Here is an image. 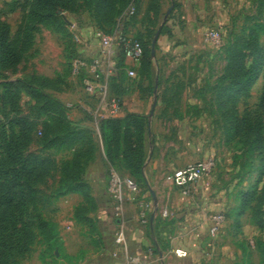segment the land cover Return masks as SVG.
Here are the masks:
<instances>
[{
  "label": "rangeland",
  "instance_id": "rangeland-1",
  "mask_svg": "<svg viewBox=\"0 0 264 264\" xmlns=\"http://www.w3.org/2000/svg\"><path fill=\"white\" fill-rule=\"evenodd\" d=\"M33 9L34 0H0V22L6 23L10 40L19 27L32 23ZM130 9H121L111 18H97L94 1L76 0L71 10L57 11L64 21L60 31L37 24L34 39L19 63L0 70V116L4 122L23 118L30 127L23 155L51 163L48 174L33 186L34 199L26 215L33 242L28 253L15 257L16 264H77L97 251V235L104 231L99 221V205L109 201L106 187L111 170L137 183L138 191L130 200L148 202L149 218L158 210V202L160 211L169 212L168 216L160 212L156 217L166 224L164 235H172L187 214L193 215L204 207L208 216L217 212L225 215L217 235L249 236L246 244H242L245 260L260 261L264 254V197L260 199L264 187L262 30L259 29L256 74L246 90L225 89L228 83L225 65L227 45L264 24V0H138L135 11L130 13ZM115 25L143 42L149 51L150 65L147 71L138 70L131 78L126 69L132 63L116 56L111 63L112 74L97 78L105 87L90 94L84 89V75H74L70 62L75 55L93 57L98 34ZM208 30L219 31V40L207 41L204 33ZM107 64L103 66L108 67ZM117 67L121 68L118 79L112 77ZM31 86L67 102L68 119L93 131V152L78 158L75 179L65 181L62 164L89 146L42 147L45 117L36 112ZM109 97L120 101L119 117L133 115L142 121L141 175L133 176L121 159L109 162L105 156L97 123L105 117L103 111ZM97 111L103 116L98 118ZM85 120L88 125L82 124ZM258 135L260 139L255 142ZM207 158H212L213 166L197 183L195 197L184 194L174 197L176 187L165 181L166 175ZM68 185L78 190L63 193ZM246 192L255 194L244 203ZM136 209L139 216V207ZM38 214L55 225L61 250H47L35 225ZM117 217L112 214L106 235L116 238ZM66 235L70 238L67 241L63 239ZM65 242L71 247L80 245L76 254L67 253Z\"/></svg>",
  "mask_w": 264,
  "mask_h": 264
},
{
  "label": "trees",
  "instance_id": "trees-1",
  "mask_svg": "<svg viewBox=\"0 0 264 264\" xmlns=\"http://www.w3.org/2000/svg\"><path fill=\"white\" fill-rule=\"evenodd\" d=\"M97 18H108L116 15L121 9L133 8L138 0H92ZM76 4V0H34V9L31 12V24L19 27L13 40L9 39V30L4 22H0V70L15 67L22 54L30 47L34 39L37 24H47L55 31H60L64 21L57 14L58 10L69 11ZM259 29L264 35V24L251 28L248 34L226 48L225 79L228 81L225 89L228 91L246 90L256 74V55L259 53ZM113 35L127 33L120 25H115L104 32ZM128 38V36H127ZM139 41L143 48L138 70L147 71L150 65L148 49L139 38L129 37ZM118 56L124 57L122 47H119ZM77 56V55H75ZM117 56V57H118ZM74 58V57H73ZM72 61V60H71ZM71 65V62H70ZM121 68H116L112 77H120ZM125 70V69H123ZM264 78V75H263ZM48 81V79H44ZM31 96L36 101V112L45 117L43 123L42 147L45 149H68L76 145L89 146L87 150H78L71 159L64 161L61 167L62 176L66 179H75L78 176V158L91 155L94 149L93 131L89 127H81L68 119V108L58 99H53L41 93L36 86L30 88ZM264 101V88H263ZM120 104V101H119ZM99 140L103 144L106 158L109 162L122 160L133 176L141 175L143 156V124L136 116H105L98 123ZM30 127L25 120L9 118L6 122L0 116V149L3 157L0 158V264H16L15 257L29 252L33 242V234L29 229L26 215L29 205L34 199V184L48 174L51 163L45 159L25 156L22 151L29 141ZM260 139L256 137L255 142ZM76 150V149H75ZM77 174V175H76ZM121 175V174H120ZM123 176V175H122ZM135 182V181H134ZM136 183V182H135ZM137 185V183H136ZM82 188V185H80ZM79 188V191L81 190ZM78 188L68 187L63 193L77 191ZM254 192L243 193V202L251 200ZM264 197V187L260 199ZM87 219V217H86ZM36 228L45 242L47 250H61L55 225L36 215ZM149 223L146 225L149 230ZM148 235L160 243V249L167 246L161 235L166 233V224L155 218ZM155 232V235H152ZM156 252V253H157ZM246 264H253L248 259ZM259 264H264V254Z\"/></svg>",
  "mask_w": 264,
  "mask_h": 264
},
{
  "label": "crops",
  "instance_id": "crops-1",
  "mask_svg": "<svg viewBox=\"0 0 264 264\" xmlns=\"http://www.w3.org/2000/svg\"><path fill=\"white\" fill-rule=\"evenodd\" d=\"M96 49L95 57L100 53L98 39ZM64 104L68 105L67 102H64ZM121 112L122 109L118 116L121 115ZM101 113L97 111L98 118L103 116ZM103 114L104 116L107 115V108H104ZM87 121L85 120L82 124L88 125L89 121ZM197 190L198 184L186 196L194 198ZM173 193L174 197H181L182 195L177 188ZM130 199L131 196L128 195L123 205L122 214L114 219V223L125 231L127 251L124 253L119 249L115 241V235H106L112 214H114L109 198V201L99 205V221L102 222L104 231L101 232L102 235H97L99 237L97 251L84 256L77 264H129L130 262H144L147 264H246L244 263L245 249L243 245L246 244V240H249V236L215 235L211 237L208 233L209 216L206 214L204 207H201L193 215L187 214L182 222L177 223L172 235H164L165 232H162L159 236L162 237L167 246L160 249L161 242L156 243V248L159 251L157 253L153 252L155 237L152 240L148 233L151 230L153 220L161 212L159 202L157 205L158 210L152 213V221L150 222L149 219L148 230L146 225L140 221L136 204ZM63 239L65 241L69 240V235H66ZM65 246L68 254H76L78 248H80V245L71 247L69 242H65ZM249 261L253 264H259V260L256 259H250Z\"/></svg>",
  "mask_w": 264,
  "mask_h": 264
},
{
  "label": "built area",
  "instance_id": "built-area-1",
  "mask_svg": "<svg viewBox=\"0 0 264 264\" xmlns=\"http://www.w3.org/2000/svg\"><path fill=\"white\" fill-rule=\"evenodd\" d=\"M133 12V8L130 9V13ZM207 41L216 42L220 38V32L217 30H208L204 33ZM98 41L100 47V53L94 57H83L81 55L75 56L71 61L72 73L74 75H84L83 85L84 89L94 94L98 88H104L105 85H100L97 78L102 74L104 77H108L112 74L113 67L111 66L113 58L118 56L119 47H122L124 57L126 60L132 63V67L126 69V73L129 77L133 78L136 76V68L142 57L143 48L139 41L132 40L121 33H115L113 35L99 33ZM107 62V66L103 64ZM104 89L101 92V99H104ZM107 116H118L121 110L119 100L117 97H109L106 102ZM212 158L203 159L200 161L188 163L182 167L172 170L165 177V181L174 187L178 188L179 191L188 195L191 193L195 185L206 175L212 168ZM108 195L111 200L112 209L114 214L118 217L123 212V205L128 195H132L138 191L136 183L129 177L122 176L118 172L111 170L108 176ZM140 200L136 204L139 207V218L141 223L148 224L149 216L146 214V210L149 207L148 202ZM163 216H168L169 212L164 209L161 211ZM210 226L208 233L211 237L217 235L225 222V215L217 212L209 216ZM115 241L121 251L124 253L127 251V242L125 231L123 228L118 229ZM129 264H147L144 262H130Z\"/></svg>",
  "mask_w": 264,
  "mask_h": 264
},
{
  "label": "water",
  "instance_id": "water-1",
  "mask_svg": "<svg viewBox=\"0 0 264 264\" xmlns=\"http://www.w3.org/2000/svg\"><path fill=\"white\" fill-rule=\"evenodd\" d=\"M151 195H152V199H153V201L155 202V200H156V198H155V195H154V192L153 191H151ZM150 222L152 221V219H153V214L150 216Z\"/></svg>",
  "mask_w": 264,
  "mask_h": 264
}]
</instances>
